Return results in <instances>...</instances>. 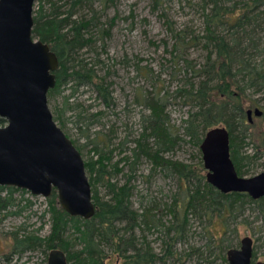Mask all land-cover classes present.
Returning a JSON list of instances; mask_svg holds the SVG:
<instances>
[{
  "label": "rangeland",
  "instance_id": "obj_1",
  "mask_svg": "<svg viewBox=\"0 0 264 264\" xmlns=\"http://www.w3.org/2000/svg\"><path fill=\"white\" fill-rule=\"evenodd\" d=\"M65 1L53 0L58 6ZM40 2L49 11L47 0H35L33 10H37ZM90 3L91 8L83 6L78 11V17L88 19L93 16V11L100 24L97 29L102 27L103 31H107V36L101 37L97 29H90L94 43L89 51L80 53V58L92 65L97 76L105 78L110 84L113 105L110 108L104 107L91 87H82L69 100L71 106L79 107L62 116V126L59 122L56 124L70 141H74L83 162L93 163L99 158L100 153L93 152V148L97 147L101 155L107 153V166L112 176L117 172L112 181L122 185L133 175L132 208L141 213L149 207L150 202L155 201L161 204L160 210L155 211L157 218L168 226L171 215L166 214L163 204L170 206L174 199L181 200L184 195L180 192L177 179L159 170L152 172L151 163L145 159H140L132 171L125 162L131 156L135 141L142 132V117L149 114L143 106V100L152 97L164 103L168 130L173 140L177 139V142L173 141V148L165 151L162 157L192 167H197L199 163L203 168L199 148L184 137L185 122L196 110L184 99L182 91L193 78L186 63L192 62L197 68L205 62L206 51L203 48L204 41L201 40L204 36L203 10L206 14L210 5L206 4L204 9L203 0H114L111 3L90 0ZM226 4L229 5V2ZM262 23L255 28L252 37L254 42L261 44L258 53H263L255 55L253 62L264 70ZM192 39L199 41L192 44ZM178 48L180 51H177ZM261 85L262 88L257 91L246 89L240 93L235 90L239 94L238 103L244 114L248 110L253 113L255 109L262 114L258 118L252 115V123H245L249 128L244 140L248 146L244 152L249 155L256 148L264 153V83ZM68 95L70 90L65 89L63 94L47 99L52 116H55L56 109L62 108L63 97ZM80 110L84 112L79 119ZM96 114L97 117H91ZM263 163L264 159L256 166H250L252 168L242 177L258 175L263 171ZM247 169L245 167L243 171ZM201 174L204 176L205 170ZM7 188L10 187L0 191V198L9 197ZM96 189L98 195L105 199V189L100 184L96 185ZM17 190L10 196L12 206L2 212L7 217H0V264H44V256L38 251L10 255L12 237L16 233L44 238L50 232L48 198ZM260 205L243 198L235 202L233 210L225 215L204 216L198 212L189 215L185 242L177 244L176 248L179 252H188L191 248L198 251L188 258L182 255L176 263L167 261L161 264H228L222 259L227 253L226 246L239 249L240 240L245 237L253 241V262L264 263V212H261ZM161 233L162 229L159 232L151 230L144 233L135 230V236L145 239L156 254L161 252L158 240ZM80 248L76 243L72 251ZM103 252L104 264H122V259L112 249L105 248ZM8 257L9 261L6 259Z\"/></svg>",
  "mask_w": 264,
  "mask_h": 264
},
{
  "label": "trees",
  "instance_id": "obj_2",
  "mask_svg": "<svg viewBox=\"0 0 264 264\" xmlns=\"http://www.w3.org/2000/svg\"><path fill=\"white\" fill-rule=\"evenodd\" d=\"M105 1L111 3L114 0ZM47 2L49 11L45 10L43 2H40L37 10H33L31 33L33 39L48 45L58 60V68L54 72L55 86L48 91L47 99H54L63 94L65 89L70 90V95L63 97L62 108L56 109L55 116H52L54 122H59L62 126V116L79 107L69 104L78 89L91 87L97 99L106 108L113 105V97L110 84L105 78L97 76L93 66L80 58V53L89 51L94 43L90 29H97L100 25L93 11V16L88 19L78 17V11L83 6L91 8L90 0H66L61 6L53 0ZM203 2L204 9L206 4L210 5L206 14L203 10L204 36L201 40L204 41L206 58L203 65L197 68L192 62L186 63L193 78L182 91V96L196 111L191 113L185 122L184 137L199 148L207 130L217 126L224 127L229 134L230 159L237 175L242 177L252 168L250 166H256L264 159V153L257 148L252 155L244 152L248 146L244 140L247 138L249 127L245 124L247 120L238 103L239 94L235 93V90L240 93L246 89L257 91L264 83V70L253 62L255 55L263 53H258L261 44L254 42L252 37L260 22L264 24V0ZM99 32L101 37L107 36V31H103L102 27L97 29V33ZM197 41L199 39H192L191 43ZM96 63L100 64L98 61ZM217 101L221 103L218 104ZM143 106L149 114L142 117V132L125 163L132 171L140 159H145L151 163L152 172L159 170L177 179L183 197L181 200L174 199L170 206L163 204L166 214L171 215L170 224L165 226L157 218L155 211L160 210L161 204L155 201L150 202L149 207L144 208L141 213L132 208L131 179L134 176H129L122 185L112 181L117 172L112 176L113 173L108 170L107 153L101 155L102 152L94 147L93 152L100 153L99 158L93 163L84 162L95 207L94 216L89 220L70 217L61 210L57 194L53 190L47 200L50 214L49 234L38 238L32 234L20 236L16 233L12 237L11 256L38 251L44 256L43 263L46 264L48 252L57 249L65 254L68 264H104L103 250L110 248L122 259V264H161L167 261L176 263L182 255L188 258L198 251L191 248L188 252H179L176 248L177 244L185 242L189 215H195L196 212L204 216L225 215L233 210L235 202L242 201L243 198L254 204H261L260 210L264 212V198L252 200L245 194H222L207 184L205 175L201 174L204 172L201 164L192 167L164 159L162 154L173 148V141L177 142L168 130L164 103L158 98L147 97L143 100ZM80 111L79 119L80 114L84 112ZM91 117H97V114ZM4 125L5 121L0 119V127ZM71 142L75 146L74 141ZM245 167L248 169L243 171ZM97 184L105 189V199L98 195ZM5 188L0 187V191ZM7 189L9 197L0 198L1 219L7 217V214L2 215V212L13 204L11 194L18 191L12 187ZM136 229L142 233L151 230L159 232V229H162L158 239L160 254L154 253L145 239L141 240V237L135 236ZM76 243L81 248L72 251ZM225 249L230 250L231 245H227ZM222 259L227 261L226 253Z\"/></svg>",
  "mask_w": 264,
  "mask_h": 264
},
{
  "label": "water",
  "instance_id": "obj_3",
  "mask_svg": "<svg viewBox=\"0 0 264 264\" xmlns=\"http://www.w3.org/2000/svg\"><path fill=\"white\" fill-rule=\"evenodd\" d=\"M35 0H0V187H12L49 198L52 191L70 217L91 219L95 207L79 151L56 125L47 105L55 86L56 55L32 38ZM249 117L252 111L248 110ZM255 116L261 111L254 110ZM207 184L222 194L264 198L263 171L246 178L237 175L230 159L229 134L222 126L207 130L199 146ZM228 264L253 262V241L240 240L226 253ZM46 264H68L57 249Z\"/></svg>",
  "mask_w": 264,
  "mask_h": 264
},
{
  "label": "flooded vegetation",
  "instance_id": "obj_4",
  "mask_svg": "<svg viewBox=\"0 0 264 264\" xmlns=\"http://www.w3.org/2000/svg\"><path fill=\"white\" fill-rule=\"evenodd\" d=\"M246 112H247V111H246ZM246 112H245V118H246V120H247V123H248V124H251V123H252V118H253V116H255V115H254V113H251L250 116L248 117ZM253 112H254V111H253ZM252 115H253V116H252ZM261 116H262V114H261L260 116H256V117L258 118V117H261ZM6 259H8V261H9L10 258L8 257V258H6Z\"/></svg>",
  "mask_w": 264,
  "mask_h": 264
}]
</instances>
